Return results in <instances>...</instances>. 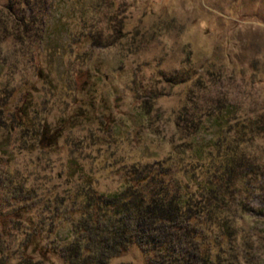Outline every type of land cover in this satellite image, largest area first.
<instances>
[{"label": "rangeland", "instance_id": "rangeland-1", "mask_svg": "<svg viewBox=\"0 0 264 264\" xmlns=\"http://www.w3.org/2000/svg\"><path fill=\"white\" fill-rule=\"evenodd\" d=\"M56 1L54 13L64 14L68 28L55 34L59 49L45 40L39 53V42L0 33V176L36 190L35 219L70 203L82 173L99 191L119 189L131 169L167 157L186 119L218 99L232 109L228 120L241 123L238 151L264 172V0H100L96 13L89 0ZM9 2L0 0V25L12 23ZM95 34L100 45L89 49ZM52 50L59 53L48 60ZM21 104L33 123L60 126L55 144L35 147L22 125L8 128L10 111ZM71 161L75 168L67 171ZM260 175L246 198L251 262L243 264H264V212L255 213L264 211ZM58 194L65 204H56ZM53 218L63 225L61 214ZM15 233L20 237L21 228ZM109 263L149 261L132 244Z\"/></svg>", "mask_w": 264, "mask_h": 264}, {"label": "trees", "instance_id": "trees-1", "mask_svg": "<svg viewBox=\"0 0 264 264\" xmlns=\"http://www.w3.org/2000/svg\"><path fill=\"white\" fill-rule=\"evenodd\" d=\"M57 4L10 0L6 7L12 23H2L0 33L28 44L39 42L43 52L42 43L52 47L55 34L68 30L64 14L54 13ZM89 5L96 13L102 3L89 0ZM96 36L89 49L100 45ZM54 50L48 60L58 55ZM43 71L38 65L36 73L46 77ZM208 110L186 119L184 134L171 143L167 157L131 169L117 190L99 191L82 173L69 191L70 203L58 194L56 204L65 207H47L52 212L48 218L32 215L40 197L36 190L18 186L8 174L0 176V187L8 190L0 192V264H110L132 244L143 249L149 264L250 263L246 248L252 232L244 233L242 222L246 198L256 190L253 180L259 181L264 172L259 161L238 151L241 123L228 120L232 109L225 100H215ZM8 122L2 125H22V132L33 135L35 147L51 146L60 135L59 125L33 123L23 104L10 111ZM233 128L239 141L230 136ZM74 165L71 161L65 168ZM54 214L63 216V225H57ZM19 228L20 237L15 233Z\"/></svg>", "mask_w": 264, "mask_h": 264}]
</instances>
